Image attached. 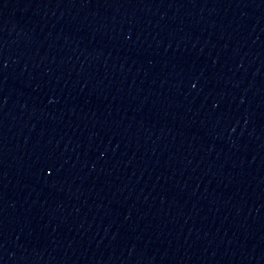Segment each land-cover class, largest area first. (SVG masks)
Returning <instances> with one entry per match:
<instances>
[{
	"label": "water",
	"instance_id": "water-1",
	"mask_svg": "<svg viewBox=\"0 0 264 264\" xmlns=\"http://www.w3.org/2000/svg\"><path fill=\"white\" fill-rule=\"evenodd\" d=\"M0 264H264V0H0Z\"/></svg>",
	"mask_w": 264,
	"mask_h": 264
}]
</instances>
